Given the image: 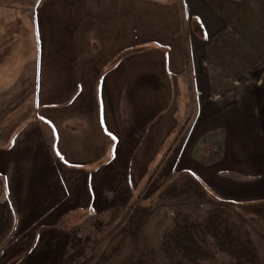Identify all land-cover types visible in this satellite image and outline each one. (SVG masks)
Segmentation results:
<instances>
[{
    "label": "crops",
    "instance_id": "obj_1",
    "mask_svg": "<svg viewBox=\"0 0 264 264\" xmlns=\"http://www.w3.org/2000/svg\"><path fill=\"white\" fill-rule=\"evenodd\" d=\"M16 4L20 6H0V15L16 14L18 26L26 28L22 35L26 45L35 48L32 57L20 58L25 64L17 79L28 72L26 64L33 63V106L52 137L64 135L58 127H67L68 140L84 135V157L100 160H147L168 151L163 144L176 135L170 127L179 124L184 110L172 105L175 76L183 71L185 59L177 5L159 0H129L124 6L122 0ZM183 6L190 24L199 20L198 30L209 36L216 30L226 36L241 30L248 32L246 45L250 32H264V0H183ZM11 24L0 19L2 26ZM256 47V59L241 77L234 79V72L226 75L232 81L224 94L216 92L214 99L195 107L178 152L181 171L198 187L215 201L237 206L264 204V34ZM198 67L195 61L196 80L205 77L211 87L212 76L204 72L201 60ZM60 96L69 101L62 104ZM59 110L67 113L64 122L54 116ZM31 151L17 156L12 167L0 169L10 190L0 216H7L4 209L10 214L11 208L18 209L22 223L26 207L34 210L37 205L24 193L39 169L20 162ZM48 167L41 171L51 175ZM52 181L45 178V189H51Z\"/></svg>",
    "mask_w": 264,
    "mask_h": 264
},
{
    "label": "rangeland",
    "instance_id": "obj_2",
    "mask_svg": "<svg viewBox=\"0 0 264 264\" xmlns=\"http://www.w3.org/2000/svg\"><path fill=\"white\" fill-rule=\"evenodd\" d=\"M16 1L0 0V6L19 7ZM159 1L181 10L185 62L175 76L172 105L184 110L179 124L170 127L176 135L163 144L168 151L147 160L85 158L84 135L68 140L67 127H58L64 129L58 140L52 137L33 106V63L17 79L25 64L20 60L32 57L35 48L26 45V28L18 26L16 14L0 15L14 23L0 25V169L12 167L17 156L31 150L20 162L39 169L24 193L37 203L34 210L26 207V222L20 221L18 209L11 208V214L4 209L7 216H0L9 219L0 220V264H264V204L215 201L178 164L195 107L214 99L216 92L225 93L232 81L228 73L241 77L256 59V42L264 32H250L248 46L243 40L248 32L241 30L228 31L231 36L216 30L209 36L198 30L199 20L190 24L183 0ZM199 60L212 76L211 87L205 77L196 80ZM60 97L62 104L69 101ZM66 114L59 110L54 116L64 122ZM45 166L51 175L41 171ZM45 178H53L51 189H45ZM7 197L9 185L0 175V210Z\"/></svg>",
    "mask_w": 264,
    "mask_h": 264
},
{
    "label": "snow or ice",
    "instance_id": "obj_3",
    "mask_svg": "<svg viewBox=\"0 0 264 264\" xmlns=\"http://www.w3.org/2000/svg\"><path fill=\"white\" fill-rule=\"evenodd\" d=\"M113 139H115V138H113Z\"/></svg>",
    "mask_w": 264,
    "mask_h": 264
},
{
    "label": "trees",
    "instance_id": "obj_4",
    "mask_svg": "<svg viewBox=\"0 0 264 264\" xmlns=\"http://www.w3.org/2000/svg\"><path fill=\"white\" fill-rule=\"evenodd\" d=\"M109 160H111V159H109Z\"/></svg>",
    "mask_w": 264,
    "mask_h": 264
}]
</instances>
